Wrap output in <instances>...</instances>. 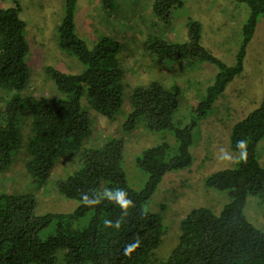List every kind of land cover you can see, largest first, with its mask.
<instances>
[{
    "label": "trees",
    "instance_id": "trees-1",
    "mask_svg": "<svg viewBox=\"0 0 264 264\" xmlns=\"http://www.w3.org/2000/svg\"><path fill=\"white\" fill-rule=\"evenodd\" d=\"M11 1L14 6L0 7V172L9 170L19 149L25 147V168L37 185L16 191L0 188V264H57L61 250L64 264H264V232L244 213L248 195H264V166L257 156L258 143L264 138V94L260 106L231 128L230 146L241 150L239 142L245 141L246 160L207 179L208 186L229 190L231 200L219 214L205 207L191 209L181 219L179 239L170 255L158 258L154 252L163 240V223L146 208L168 171L192 163L194 131L228 83L243 73L247 46L259 16H264V0H236L248 6L249 17L232 66L201 44V24L195 20L189 22L185 41L155 33L146 38V52L154 61L171 66L174 75L181 73L180 62L208 61L219 66L215 81L193 107L194 115L185 126L174 121L182 100L180 85L153 81L131 87L119 58L122 41L103 36L89 48L76 32V0H68L58 26L59 45L87 68L79 74L47 69L65 97L26 93L31 45L19 14L20 1ZM100 5L110 15L119 7L118 0H100ZM183 6L184 0H154L153 15L168 26L174 10ZM126 105L129 109L124 112ZM89 110L121 122L126 133L141 122L150 131L174 132L177 145L164 142L138 158V166L149 175L143 189L136 190L127 182L122 167L123 136L110 137L98 146L84 145L93 134ZM28 115L30 133L25 139L23 124ZM74 155L79 168L58 179L57 188L80 205L73 213L37 214L35 190L50 179L58 161ZM88 214V223L81 225V218ZM52 224L53 230L46 233Z\"/></svg>",
    "mask_w": 264,
    "mask_h": 264
},
{
    "label": "rangeland",
    "instance_id": "rangeland-1",
    "mask_svg": "<svg viewBox=\"0 0 264 264\" xmlns=\"http://www.w3.org/2000/svg\"><path fill=\"white\" fill-rule=\"evenodd\" d=\"M19 1L20 17L26 22L25 37L31 45L27 57L29 82L26 93L38 97H65L56 89L47 69L51 67L65 73L79 74L87 68L75 54L63 50L59 45L58 26L65 15L68 0ZM153 2L118 0L117 11L110 15L104 12L100 0H76V32L89 48H93L103 36L119 38L124 46L119 58L126 71V82L131 87L153 81L167 86L179 84L182 100L174 121L185 126L194 115L193 107L204 98L208 87L215 81L220 72L219 66L208 61L180 62L177 67L181 68V73L174 75L171 66L154 61V57L146 52V38L155 33L173 41H185L189 22L195 20L201 24V44L226 65L232 66L237 62L242 28L249 17V9L246 4L236 0H184V6L174 10L172 22L167 26L153 15ZM14 5L11 0H0L1 8ZM263 94L264 16L260 15L255 34L246 49L243 73L228 83L223 95L215 101L194 131L192 163L168 171L146 204L149 211L161 218L164 228L163 240L155 249V257L166 258L170 255L179 239L181 219L191 209L205 207L219 214L230 202L229 190L208 186L207 179L217 171L236 168L242 160L244 149L235 151L230 146L231 128L260 106ZM85 98H82L83 104ZM128 109L126 105L124 112ZM89 111L93 134L84 145L98 146L110 137L123 136L126 139V153L122 167L127 182L136 190L143 189L149 175L138 166V158L146 149L164 142L177 145L174 132L150 131L141 122L132 133H126L121 130V122ZM23 132L26 139L30 133L29 115L23 124ZM257 156L264 166V138L258 143ZM26 157L25 147L20 148L12 167L0 172L1 189L16 191L35 188L37 183L25 168ZM77 157L74 155L73 159L58 161L50 179L35 190L37 214L73 213L78 208L79 200L62 195L57 188L58 179L79 168ZM244 213L255 227L264 232V195H248ZM89 217L90 214L81 218L80 224L86 225ZM53 228L54 225H50L46 233ZM63 255L62 250L57 253V264H64Z\"/></svg>",
    "mask_w": 264,
    "mask_h": 264
},
{
    "label": "clouds",
    "instance_id": "clouds-1",
    "mask_svg": "<svg viewBox=\"0 0 264 264\" xmlns=\"http://www.w3.org/2000/svg\"><path fill=\"white\" fill-rule=\"evenodd\" d=\"M239 144L242 146L243 149L246 148V142L245 141H240ZM246 158H247V153H246V151L243 150L241 153V159L246 160ZM229 159H231V158H229Z\"/></svg>",
    "mask_w": 264,
    "mask_h": 264
}]
</instances>
